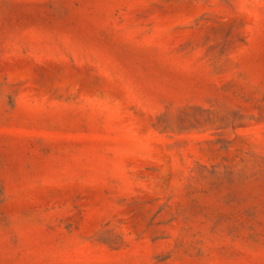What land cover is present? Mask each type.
Instances as JSON below:
<instances>
[{
    "label": "rangeland",
    "instance_id": "374dc122",
    "mask_svg": "<svg viewBox=\"0 0 264 264\" xmlns=\"http://www.w3.org/2000/svg\"><path fill=\"white\" fill-rule=\"evenodd\" d=\"M0 264H264V0H0Z\"/></svg>",
    "mask_w": 264,
    "mask_h": 264
}]
</instances>
